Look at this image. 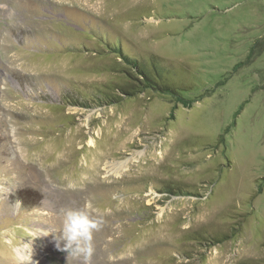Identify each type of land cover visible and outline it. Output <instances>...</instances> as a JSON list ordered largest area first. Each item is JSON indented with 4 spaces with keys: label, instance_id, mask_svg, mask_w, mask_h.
Segmentation results:
<instances>
[{
    "label": "rangeland",
    "instance_id": "374dc122",
    "mask_svg": "<svg viewBox=\"0 0 264 264\" xmlns=\"http://www.w3.org/2000/svg\"><path fill=\"white\" fill-rule=\"evenodd\" d=\"M0 264H264V0H0Z\"/></svg>",
    "mask_w": 264,
    "mask_h": 264
},
{
    "label": "clouds",
    "instance_id": "9594fccd",
    "mask_svg": "<svg viewBox=\"0 0 264 264\" xmlns=\"http://www.w3.org/2000/svg\"><path fill=\"white\" fill-rule=\"evenodd\" d=\"M62 230L56 236L57 246L68 255L84 256L93 252L94 232L98 230L100 221L89 215L86 208L62 209Z\"/></svg>",
    "mask_w": 264,
    "mask_h": 264
},
{
    "label": "trees",
    "instance_id": "16d2710c",
    "mask_svg": "<svg viewBox=\"0 0 264 264\" xmlns=\"http://www.w3.org/2000/svg\"><path fill=\"white\" fill-rule=\"evenodd\" d=\"M106 46H108L113 51V53L117 54L120 58H123L128 61V64L132 66L133 71H134L131 75V78L135 79L137 82L136 84H134L133 86L131 85L127 89L122 88L121 89L122 91H120L121 94L119 93L118 96L122 98L123 95L130 96V95H134L135 93L142 92L145 90H158L164 94L174 93L178 95L180 98H182V96L179 95L175 87L164 82L160 76H155L154 71H153L152 61H150V63L148 62L147 64L141 63L136 57H130L126 53H124L122 51L121 46H118L117 43H114L113 45L106 43ZM151 58H155V57H151ZM114 97L115 98H112L114 100L118 98L116 96Z\"/></svg>",
    "mask_w": 264,
    "mask_h": 264
}]
</instances>
